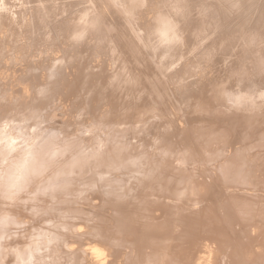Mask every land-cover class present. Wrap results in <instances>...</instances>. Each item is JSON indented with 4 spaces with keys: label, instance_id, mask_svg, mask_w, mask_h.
<instances>
[{
    "label": "clouds",
    "instance_id": "obj_1",
    "mask_svg": "<svg viewBox=\"0 0 264 264\" xmlns=\"http://www.w3.org/2000/svg\"><path fill=\"white\" fill-rule=\"evenodd\" d=\"M0 264H264V0H0Z\"/></svg>",
    "mask_w": 264,
    "mask_h": 264
}]
</instances>
